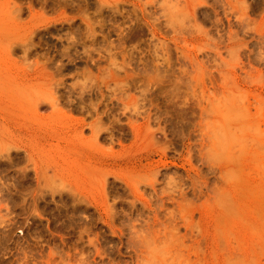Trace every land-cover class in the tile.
<instances>
[{
    "label": "rangeland",
    "instance_id": "rangeland-1",
    "mask_svg": "<svg viewBox=\"0 0 264 264\" xmlns=\"http://www.w3.org/2000/svg\"><path fill=\"white\" fill-rule=\"evenodd\" d=\"M0 264H264V0H0Z\"/></svg>",
    "mask_w": 264,
    "mask_h": 264
}]
</instances>
